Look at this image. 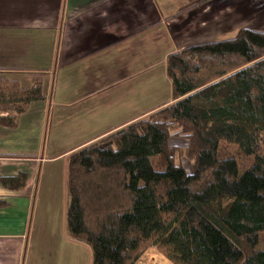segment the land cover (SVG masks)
<instances>
[{"label": "trees", "instance_id": "16d2710c", "mask_svg": "<svg viewBox=\"0 0 264 264\" xmlns=\"http://www.w3.org/2000/svg\"><path fill=\"white\" fill-rule=\"evenodd\" d=\"M166 72L171 105L68 156L69 235L91 247L92 264H136L146 243L172 264H264V32L189 46ZM41 100L40 79L22 88L0 78V111L11 114L0 126L15 128ZM173 131L186 138L191 173L170 155ZM223 143L253 157L242 176L220 157ZM27 180L0 181L21 191Z\"/></svg>", "mask_w": 264, "mask_h": 264}, {"label": "crops", "instance_id": "0c3cea01", "mask_svg": "<svg viewBox=\"0 0 264 264\" xmlns=\"http://www.w3.org/2000/svg\"><path fill=\"white\" fill-rule=\"evenodd\" d=\"M232 8L231 0H0V78L22 88L40 79L44 96L14 116L15 128L0 126V180L28 175L21 191L0 181V202L9 206L0 220V264L45 261L29 243L36 229V236L47 231L55 197L66 214L68 156L173 102L130 115L119 108L133 85L138 92L156 71L172 85L168 56L200 44L180 39L189 17H204L202 27L222 21V13L233 21ZM62 145L63 153L49 155ZM62 159L66 186L59 193L50 184Z\"/></svg>", "mask_w": 264, "mask_h": 264}, {"label": "rangeland", "instance_id": "374dc122", "mask_svg": "<svg viewBox=\"0 0 264 264\" xmlns=\"http://www.w3.org/2000/svg\"><path fill=\"white\" fill-rule=\"evenodd\" d=\"M231 1H233V8L230 13L233 15V21H231L230 16H227V13H222V21H218V25L212 22L211 24H207L202 27V21L200 23V19L198 18L200 16L197 15L189 17L185 23L186 28L183 31L184 33L180 37V39L184 42V46L195 43L202 44L206 42H216L217 39L223 36V34H226L225 38H223L224 40L234 39L238 35L237 31L239 32L243 28H251L256 31L264 32V0ZM215 12H219V10ZM201 19H204V17ZM231 22L232 25H229ZM226 23L228 24L225 28L224 26ZM156 72L157 74H155L156 77L153 81L143 84L138 92V88L133 85L130 94L127 95L130 96V98H128L129 102L121 103L119 105V108L124 111L125 115L154 109L171 100L172 85L170 83L169 85H166L162 72ZM137 80H139V78ZM172 103L173 102L168 105H171ZM118 119L120 118L114 120ZM174 128L175 127H172L171 130H174ZM175 132L173 131L172 136L170 137V155L175 158V162L177 164H185L186 170L191 173L192 169L189 164L191 161L188 159L189 153L185 149L186 138L183 137L181 133L180 135H177ZM64 148L65 145H62L59 147L58 151L49 150V155L63 153L62 149ZM42 153L46 154L45 151H42L39 152V155H44ZM220 157H233L238 163L240 176H242L247 169L251 168L254 162L253 157L243 155L236 145L229 143H223L221 145ZM65 161L66 159H62L53 167L56 169L55 177L50 185L53 189L58 190L59 193H61L62 188L66 186V174L62 172V167L64 166ZM153 163L158 167L161 163V159H155L153 160ZM69 201L70 197L66 192L65 206L69 204ZM7 208H9V206L0 209V220L4 219L5 214L3 213H5L4 210ZM48 210L49 213L45 216L47 221L45 224L47 231L41 236H36L37 229L34 231L32 242L30 240L29 243L30 252L32 254L35 252L40 253L41 256L45 258V261L41 264H92L93 251L91 247L85 243L74 241L70 238L66 227V214L63 216L62 200L59 196L55 197L54 200L51 201V206H48ZM40 231H42V229ZM35 246H37V248ZM144 247L145 252L136 264H172L158 251L156 247H153L151 243H146ZM259 248L264 249V232L260 234ZM76 254L79 255L78 258H74ZM47 257H49V260ZM25 264L35 263L26 259Z\"/></svg>", "mask_w": 264, "mask_h": 264}]
</instances>
